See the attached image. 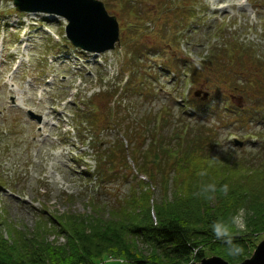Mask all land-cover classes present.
<instances>
[{
  "label": "trees",
  "instance_id": "trees-1",
  "mask_svg": "<svg viewBox=\"0 0 264 264\" xmlns=\"http://www.w3.org/2000/svg\"><path fill=\"white\" fill-rule=\"evenodd\" d=\"M105 1L119 4L123 9L120 16L122 12L138 14L140 11L135 0ZM163 1L168 4L163 11L167 19L160 18L169 25L164 24L161 32L167 36L170 35L169 27L173 29L168 43L177 51L182 42L189 40L184 29L188 25H200L204 20L201 12L207 9L202 0ZM144 15L142 12L140 16ZM158 19L159 16L156 21ZM228 33L222 24L208 32L207 37L218 39L202 53V67L189 63L185 56H178L179 61L170 60L162 48L156 47V57H159L156 65L160 66L155 70L153 65L146 64L151 60L149 49L130 48L129 77L123 89L139 96L162 91L172 94L174 103L165 102L160 107L166 110L163 121L155 122V115L143 114L138 118L130 117L122 128L120 122L126 119L124 115H131L134 103L114 99L120 88L111 87L96 93L89 103L84 102L87 108L85 106L86 109L75 114L76 128L82 141L84 133L90 134L91 146L97 154L94 174L100 181L118 174L124 176L130 166L129 160L146 178L135 179L137 183H133L129 193L118 196L113 203L105 204L95 195L92 199L94 207L111 209L109 218H103L99 213L88 216L72 212L46 218L43 212L48 211L43 210L39 214L41 221L33 232L10 224L9 237L0 224V264H189L193 260L201 261L207 253L235 263L251 256L252 248L256 247L254 239L264 233V55L252 42L247 43ZM161 71L174 74V90L184 82L197 85L203 78V82L213 88L211 96L206 101L191 96L182 105L166 84L159 81ZM155 73L156 81L151 78ZM205 77L210 82L204 80ZM216 81L218 84H213ZM222 86L226 89L224 92L220 91ZM104 96L109 100L103 101ZM102 101L112 106L105 103V110H102L99 106ZM175 102L180 109L191 106L197 114L202 107L203 112L214 116L208 114L209 119L185 121L177 115ZM121 105L130 111L125 114ZM173 119L177 122L172 123ZM169 122L173 129L178 128V124L182 129L188 125L185 134L176 131L167 144L158 129L162 130ZM107 127L117 128L123 138L104 146L106 139L100 137L105 136L102 130ZM221 128L241 133L250 144V150L246 148L247 144L236 146L234 140H224ZM132 135H135V141ZM142 136L144 141L137 140ZM124 139L128 141L127 145ZM226 144L236 148L226 152L225 157H219L217 150H224ZM119 159L123 165L118 166ZM4 183L7 184L6 180L0 178V185ZM148 183L152 188L159 184L164 186L165 198L154 200ZM209 184L216 186L215 193L202 191ZM225 184L229 189L227 195L220 191ZM171 188L175 195L170 198ZM209 195L215 199L208 200ZM241 208L246 213V229L233 228L232 236L234 243L242 245L244 251L233 257L227 254L223 240L214 236L212 225L221 220L229 222ZM54 220L58 221L59 236H65V242L59 241V236L50 239V228L55 227L53 222L52 226L50 223ZM139 242L148 251L139 249Z\"/></svg>",
  "mask_w": 264,
  "mask_h": 264
},
{
  "label": "rangeland",
  "instance_id": "rangeland-1",
  "mask_svg": "<svg viewBox=\"0 0 264 264\" xmlns=\"http://www.w3.org/2000/svg\"><path fill=\"white\" fill-rule=\"evenodd\" d=\"M3 1L4 3L0 1L1 14H10V11L13 10L12 0ZM202 2L207 9L206 12H201L204 20L200 25H188L184 29L189 40L182 42L181 48H178L177 51H174L168 43L173 29L169 27L170 35L167 36L161 32L164 24L169 25L160 18L163 16L167 19L163 11L168 4H165L163 0H135V4L140 8L139 15L134 11H127L122 12L121 16L120 12L123 9L119 4L107 3L110 12L117 15L122 21L121 29L124 32H121V42L112 51L89 54L87 60H80L77 63L71 60L75 55L69 56V53L64 55L66 59L63 62H61V55L54 62L48 61L47 56H50V53L62 54L61 52L65 51L63 48L67 41H65L61 29V23L64 22V19L56 14L41 15L53 19V21L46 23V27L59 33L62 40L57 42L53 35L45 30L43 35H38V41L33 43L32 63L30 67L26 66L22 69L27 76H30V91L22 93L19 96L20 99H17L15 103L8 102L5 98L8 90L7 85H3L4 78H0V178L7 182V184L0 185V224L6 235H8L10 224L18 226L19 229L33 232L38 221H41L39 214L43 210L48 211L47 213L43 212L46 218L52 217V215L54 217L63 216L68 212L88 216L99 213L103 215V218H109L111 209H107L106 206L94 207L92 199L95 198V195L100 197L99 201L110 204L118 196L124 197L129 193L133 183H137L134 182L135 179L146 178L136 171L134 163L129 160L130 166L128 165L124 176L118 174L117 177L113 176L114 178L100 181L97 175L93 173L96 167L95 156L97 158V154L94 152L91 143L89 144L90 134L84 133L82 135V138L87 141V143H83L84 140H81L80 132L75 127L78 123L75 114L87 108L84 102L89 103V99L100 90L101 92L107 91L111 87H121L119 94L114 99H118V101L122 99L126 104L131 101L134 103L131 106V115L125 117L123 114L126 119L120 122L122 128L125 127L130 117L136 116L138 118L143 114L155 115V122L156 120L163 121L166 110L160 107L165 102L173 101L171 99L172 94L162 91L160 94L147 92L146 96H139V94L130 93V91L128 93L125 89L122 91V85L128 75L127 66L130 61L129 50L131 47L137 46L144 51L149 49L153 55L151 59L154 61H147L146 64L153 65L152 69L155 70L156 66H160L159 64L156 65V62H159V57H156V47L162 48L164 55L170 60L179 61L178 56H185L191 63L200 65L202 53H206L205 48L218 39L207 37L208 32L213 31L216 25L222 24L228 32L240 37V40L255 44L261 55H264V0H202ZM184 5L188 6L189 4L184 3ZM196 8L199 9L198 6ZM142 12L145 13L144 16H140ZM157 16L159 19L156 21ZM38 18L40 17L37 16ZM173 45L177 46L178 44L173 43ZM146 46H148L147 49ZM151 46L154 47L150 49ZM189 51L190 53H188ZM67 57L71 58L68 59ZM10 69L11 66L7 68L6 72ZM104 74H106V78L101 82V76ZM53 75L54 79L51 77L46 79L47 76ZM151 78L156 81V73ZM47 80L50 82L48 83ZM175 80L171 81L169 73L160 72L159 81L166 84L168 90L173 92L175 97L182 102V105L183 102H187V96H191V93L193 94L195 91L199 93L200 90L205 89L212 93L213 90L212 87H209L210 84L206 85L203 82L202 78L199 84L191 87L190 92H188L190 85L183 84L182 93H180L173 89ZM204 80L210 82L208 77H205ZM21 84L24 88V80L21 81ZM213 84H218V81ZM225 90L224 86L220 89L222 92ZM123 92L125 93L123 94ZM201 95H204L203 92L199 93V98ZM207 96H201V100H205ZM107 97L104 96L103 101H108ZM103 101L99 103V106L105 110V103L107 102ZM175 105V110L179 112L178 116L184 117L185 121L188 122L192 120L189 117L192 108L188 106L184 109L183 106L180 109L176 102ZM116 106L119 105L116 103ZM121 108L125 114L130 111L124 105H121ZM29 109L42 114L43 120L39 122L32 118ZM172 109L174 108L172 107ZM175 122L177 120L173 119L172 123ZM172 123L165 124L162 130L158 129L160 135L163 136L164 143L167 144L172 141L171 138L176 131H183L185 134L188 125H184L182 129L181 125L178 124V128L173 129ZM157 124H159L158 121ZM144 129L146 128L144 127ZM102 131L105 132L102 133L105 136L100 137V139H106L104 146L109 145L119 137L123 138V134L117 128L107 127ZM229 131L226 129L223 136L224 140L227 139ZM134 136L132 135V138L135 141L136 137ZM238 136L241 140H246L242 136ZM137 140L144 141L145 137H139ZM245 145L250 150L248 141H245ZM232 148L235 149L236 147L226 144L225 149L217 150L216 154L219 157H225V153ZM254 149L252 148V150ZM120 165H123L122 159H119L118 166ZM101 186H105L104 189ZM148 187L145 186V188ZM150 187L152 188V185ZM163 187L159 184L152 188L154 200L158 201L165 198L166 190ZM172 189L169 191L170 198L175 195ZM54 221H51L50 225L53 222L55 227L49 225L51 227L50 239L59 236L60 226L57 220ZM58 238L59 241H66L65 236ZM254 240L257 247L264 240V233L257 235ZM138 247L148 251L143 243L139 242ZM256 247H250L252 254ZM214 255L207 253L204 258Z\"/></svg>",
  "mask_w": 264,
  "mask_h": 264
},
{
  "label": "water",
  "instance_id": "water-1",
  "mask_svg": "<svg viewBox=\"0 0 264 264\" xmlns=\"http://www.w3.org/2000/svg\"><path fill=\"white\" fill-rule=\"evenodd\" d=\"M19 11L48 12L62 15L69 20L67 36L77 47L90 51H106L114 48L119 40L117 17L111 15L102 0H14ZM41 120V116L29 112ZM158 264V263H148ZM190 264H264V240L254 253L241 262H230L220 255L203 258Z\"/></svg>",
  "mask_w": 264,
  "mask_h": 264
},
{
  "label": "clouds",
  "instance_id": "clouds-1",
  "mask_svg": "<svg viewBox=\"0 0 264 264\" xmlns=\"http://www.w3.org/2000/svg\"><path fill=\"white\" fill-rule=\"evenodd\" d=\"M201 175H205V173H202ZM203 192H216V186L214 184H209L205 186L202 189ZM221 192H223L224 195L228 194V185L225 184L220 189ZM208 200H214L215 197L212 195H209L207 197ZM235 228L237 230H245L246 229V221H245V209L241 208L239 209L238 213L230 218L229 222L224 221H217L213 223L212 225V231L214 233V236L217 240H223V243L226 246L227 254L229 256L237 257L239 255L243 254V246L234 243L233 236H232V229Z\"/></svg>",
  "mask_w": 264,
  "mask_h": 264
}]
</instances>
